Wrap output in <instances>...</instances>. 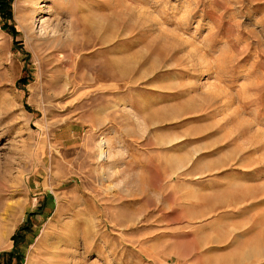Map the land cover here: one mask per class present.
Wrapping results in <instances>:
<instances>
[{"label":"rangeland","instance_id":"1","mask_svg":"<svg viewBox=\"0 0 264 264\" xmlns=\"http://www.w3.org/2000/svg\"><path fill=\"white\" fill-rule=\"evenodd\" d=\"M25 1L0 264H264V0Z\"/></svg>","mask_w":264,"mask_h":264},{"label":"bare ground","instance_id":"2","mask_svg":"<svg viewBox=\"0 0 264 264\" xmlns=\"http://www.w3.org/2000/svg\"><path fill=\"white\" fill-rule=\"evenodd\" d=\"M25 2H26L25 4H27L26 9H28L29 11L32 10L31 6L38 4V3H36V0H26ZM17 17H18L19 23L21 24L23 30L25 31L26 36L31 37L32 36V31H31L32 27L30 28V24L28 23V13H27V15H25L24 11L22 9H19L18 13H17Z\"/></svg>","mask_w":264,"mask_h":264},{"label":"trees","instance_id":"3","mask_svg":"<svg viewBox=\"0 0 264 264\" xmlns=\"http://www.w3.org/2000/svg\"><path fill=\"white\" fill-rule=\"evenodd\" d=\"M11 3H12V0H0V9H2L4 11V15H5L6 19H10V17H11L10 16ZM18 237L20 238L21 236H19L17 234L14 239H17Z\"/></svg>","mask_w":264,"mask_h":264}]
</instances>
